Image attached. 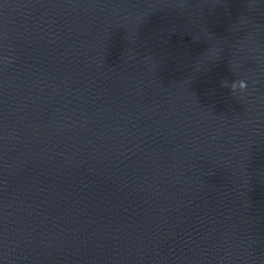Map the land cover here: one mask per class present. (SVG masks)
Listing matches in <instances>:
<instances>
[{
  "label": "water",
  "instance_id": "1",
  "mask_svg": "<svg viewBox=\"0 0 264 264\" xmlns=\"http://www.w3.org/2000/svg\"><path fill=\"white\" fill-rule=\"evenodd\" d=\"M0 264H264V0H0Z\"/></svg>",
  "mask_w": 264,
  "mask_h": 264
},
{
  "label": "clouds",
  "instance_id": "2",
  "mask_svg": "<svg viewBox=\"0 0 264 264\" xmlns=\"http://www.w3.org/2000/svg\"><path fill=\"white\" fill-rule=\"evenodd\" d=\"M246 87H247V84H246V82L244 80L235 81L231 85V89L233 91H235L236 89H240L241 91H244Z\"/></svg>",
  "mask_w": 264,
  "mask_h": 264
}]
</instances>
